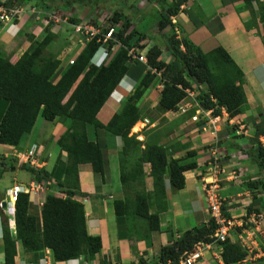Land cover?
Listing matches in <instances>:
<instances>
[{
	"label": "trees",
	"instance_id": "obj_1",
	"mask_svg": "<svg viewBox=\"0 0 264 264\" xmlns=\"http://www.w3.org/2000/svg\"><path fill=\"white\" fill-rule=\"evenodd\" d=\"M41 1L48 7L54 4L59 7L87 4L86 0ZM244 1L251 13V22L246 23L247 28L253 29L264 23V16L259 14L264 9V0ZM185 2L186 0H174L172 4L163 7L166 10L161 13L158 21L160 32L173 28L172 17L178 15ZM3 6L11 8L5 3ZM120 19L125 17L116 13L114 25ZM76 23L79 22L76 20ZM129 25L130 22L126 18L123 29H119L116 35L123 47L108 65L98 67L90 63L100 46L96 41H92L76 57L74 64H67L58 81L55 79L61 60L52 53H46L53 40L52 33L41 42H34L15 63L0 50V99L8 104L0 121V144L20 148L24 136L32 132L39 117L49 122L56 119L71 122L58 140L61 151L67 153V162L63 164L64 179L57 178V185L66 197L48 195L42 207L40 221L39 218L29 215V195H18L15 205V233L9 226V218L3 221L5 264H15L18 241L27 253L49 249L57 263L76 260L82 256L92 259L101 252L102 240L99 236L88 233L84 205L75 199L80 188V165L90 164L93 171L104 179L103 151L98 142L89 138L88 124L96 129H103L109 141L118 137L122 140L119 164L126 197L115 201L116 215L129 220L131 234H139L138 228L135 227L138 221L144 225L146 239H149L153 232L161 230L160 214L168 209L166 180L169 178L173 190H183L186 186L184 173L197 168V163L193 160L197 152L188 151L184 158L176 159L172 147L152 140L158 137L156 130L145 134V141L131 135L132 129L142 118L138 103L157 80V76L151 73L148 66L161 70L166 81L158 104L161 112L177 111L178 105L187 96L186 90L191 88L184 75L187 71L198 84L207 87V90L202 91L203 109H213L214 115H220L221 107H225L231 119L243 115L248 105L244 89L245 75L224 48L219 47L205 53L188 39L180 40L173 34L167 37L166 41L167 50L172 57L170 63L161 60L163 50L159 45H155L147 53V65L137 61L131 64L128 51L136 46L144 49L145 46L140 44L145 40V36L134 31L127 33L125 29ZM139 71L140 76L145 73L139 86L124 101L121 112L115 114L106 125L103 124L98 114L107 100L125 76ZM211 97L216 99V103ZM263 135L264 127L259 124L253 139L256 148L252 150L250 157L264 175V147L259 143V137ZM146 165H150L153 178V190L150 193L144 184ZM20 166L22 170L41 177H55L44 169L36 171L26 164ZM12 168L15 169L14 166ZM5 171L8 170L1 167L0 178ZM134 183L140 187L134 188ZM249 186L257 187L253 183ZM130 190L134 191L133 196L127 194ZM260 208H264V197L258 198L254 195L248 213H259ZM216 228L215 221L210 219L207 225L194 227L184 233L178 240L163 247L161 263L177 262L197 243L212 242L210 236ZM220 246L224 264H238L247 257V252L237 243L226 241L220 243Z\"/></svg>",
	"mask_w": 264,
	"mask_h": 264
},
{
	"label": "crops",
	"instance_id": "obj_2",
	"mask_svg": "<svg viewBox=\"0 0 264 264\" xmlns=\"http://www.w3.org/2000/svg\"><path fill=\"white\" fill-rule=\"evenodd\" d=\"M137 1L140 6L138 12L144 13V15L149 14V9H155L156 3L154 2L157 1L159 5L158 13L161 15L166 10L163 7L172 4L174 0H151L153 6L150 8L148 7L150 5L148 0ZM153 12L157 13V10L155 9ZM153 12L152 16L154 15ZM136 15L138 16V14ZM124 17L130 22V25L125 29L127 33L130 34L134 31L139 35L145 36V40L140 44L141 46L144 45L145 48L141 49L137 46L138 49L143 51L134 47L139 54H146L153 46L159 45L157 43L159 34H161L165 44L167 37L176 34L178 39H188L205 53L219 47L224 48L241 68L246 79L244 88L248 98V109L245 114L240 116L245 117L248 124H251V122L257 123V125L260 124L261 118H259V114L264 115V39L259 34L258 29L247 28L246 23L251 22V13L244 0H186L181 6V11L178 15L172 18L173 28H167L160 32L157 22V25H155L157 31L154 30V34L143 32L144 30L150 31L149 29L153 26L149 28L142 27L139 23H134L132 18L125 15ZM119 22L121 23V21ZM73 23L76 24V21L70 24ZM45 28L47 29V27L42 25V22L28 23L26 19L23 21L22 16L15 26L0 24V50L12 53L11 61L15 63L30 48V41L32 39L37 40ZM48 29L52 34H56L55 29L52 31L49 27ZM73 43H71V49L75 48V53H77L79 48L77 49L76 46L73 48V45H75ZM145 49L148 50L145 51ZM63 58V55H59L58 59L61 60V65L56 73L57 78L55 81H58L67 66V61ZM161 60L165 63L172 61L166 46ZM111 61L112 59L107 61V65ZM144 75L145 73L140 76V71L138 73H129L128 76L121 80L117 89L98 114V118L103 124L106 125L115 114L121 112L124 101L134 93ZM155 82L138 103L142 118L132 129L131 135H136L140 141H145V131L156 130V132H160V130H165L166 128L174 129L175 132H169L163 140H158V142L172 147L171 150L176 159L184 158L188 151L197 152L193 159L197 163V168L184 173L186 186L183 190H172L169 178L166 180L168 209L160 214L161 230L153 232L150 238L146 239V231L140 221L136 222V224H142L143 227L137 230L139 231L138 235H134L129 231V220L126 217H118L116 215L115 201L126 197L125 188L121 181L119 164L122 140L118 137L109 141L103 129H96L95 126L88 124L87 133L89 138L98 142L103 151L104 179L100 174L93 171L90 164L80 165V188L75 199L84 205L88 233L92 236H99L102 240L101 252L92 259L82 256L78 260L57 263L54 261L52 251L49 249L27 253L24 251L21 242L18 241V255L15 264H161L160 256L163 247L178 240L184 233L191 231L194 227L201 228L207 225L210 216L203 191L202 177L208 175L211 147L203 151V141L211 145L213 139L208 133L205 134L207 138L204 139L203 133L195 131V128L200 130L199 125L192 122L191 118L185 119L178 110L175 112H161L158 109V104L162 85L157 80ZM0 105L5 109L1 114L2 116H0L1 121L8 104L0 103ZM248 110H251V113ZM240 116L237 118H240ZM145 120H148L149 123L145 124ZM231 122H233V119H231ZM70 124L69 120L61 121L56 119L53 122H49L38 118L32 132L24 136L20 148L0 144V160L2 159L0 169L4 167L14 171L12 182L5 181L8 171H5L0 178V203L9 201L10 190L16 185L40 184L42 190L30 196L28 211L29 215L37 217L41 221L42 207L48 195L59 198L66 197V194L57 185V178L64 179L63 164L67 162V153L61 151L58 140L64 135ZM222 132H224V129ZM229 137L230 134L227 135V138ZM35 144L41 145L44 155L46 157L49 156L47 167L44 170L49 174H53L54 178L48 179L28 171L29 175L23 178V172L26 170H22L20 165H12L10 163L11 157L15 159L17 153L27 151ZM219 147L225 151L226 147L223 148L220 145ZM236 155H238L237 152L229 157V162L234 165L226 164L224 169L226 168L229 171V167L233 168L232 166H234L236 168ZM230 158L232 159L230 160ZM249 158L253 162L251 157ZM13 166L16 170L12 168ZM144 170V184L148 193H150L153 190L150 165H146ZM19 176L23 180L18 183ZM137 187H140V185L134 183V188ZM11 230L15 233L14 226H11ZM4 252L3 220L2 216H0V264H5ZM198 264H218V262L213 261L212 255L208 254V259H204Z\"/></svg>",
	"mask_w": 264,
	"mask_h": 264
},
{
	"label": "rangeland",
	"instance_id": "obj_3",
	"mask_svg": "<svg viewBox=\"0 0 264 264\" xmlns=\"http://www.w3.org/2000/svg\"><path fill=\"white\" fill-rule=\"evenodd\" d=\"M86 2H87L86 5L75 4L71 6L65 5L59 7L58 4H54L52 6L50 5L51 7H48L47 5H44L41 0H7V1L0 0V3H5L7 4V6L9 5L10 7L23 6L20 7L23 10L22 12L23 21L26 19L28 23L42 22V25L47 27V29L45 28L42 30V34L37 40L32 39L30 41V47L34 42L36 41L41 42L49 33H51L48 27L51 29V31L55 29L56 34H53V40L50 46L47 47L46 53L47 52H49L50 54L52 53L58 58L59 55L60 56L63 55L64 57L63 59H65L67 61V64L69 65H70V61L76 60L77 57L74 48L75 45H73L74 43L72 44L74 49H71V43L74 42V40L71 38L72 30L69 27L70 25L67 24L72 21L77 20L81 22H87L93 25L108 27L110 25H114L113 19L115 17V14L120 13L122 17H124V15L130 17L133 19L134 23L136 24L139 23V25L142 27L149 28L153 26L152 28L149 29L150 31L144 30L143 32L145 33L154 34V30L157 31L155 25H157V22L159 21L158 19H160V14L158 13L159 5L157 4V1L154 2L156 3L155 9L157 10V13H154L153 11H155V9L153 10L151 8L149 9L150 15L149 14L144 15V13L138 12L140 6H139V2L137 1L138 2L137 3L136 0H86ZM148 2H150V5L148 7L149 8L152 7L153 6L152 1L148 0ZM63 3L65 4V1H63ZM152 12L154 13L153 16H152ZM136 14H138L139 17L141 14L143 15L139 18ZM259 14L264 16V9ZM125 20L126 17L125 19H120L121 23L120 22L117 23L119 25L118 28L120 29V31L123 29ZM256 22L259 23L258 20ZM252 24L254 23L252 22ZM258 28H259L258 31L259 34L264 39V23L258 24L257 29ZM74 39L76 40V38ZM157 43L159 44L160 47L163 48V50L165 49L166 44L164 43L161 34H159V36L157 37ZM136 48L138 49L137 46ZM148 49H150V47H148ZM148 49H145V51H147ZM138 50L143 51L141 49ZM4 54L8 59L11 60L13 56L12 53L10 54V52L8 53L4 51ZM184 75L185 78L194 85L197 94L199 95L198 98H201L202 91L207 90V87L205 85L198 84V82L194 78L188 75L187 71L184 72ZM0 103H7V102L5 100L0 99ZM247 109L248 108L246 107L244 110V114ZM4 110L5 109H3L2 105H0V116H2L1 114L2 112H4ZM248 112L251 113V110H248ZM263 116H264L263 114L261 113L259 114V118L262 119V120L260 119V123L264 127ZM183 117L185 119L191 118V113L184 114ZM39 118L40 120H43V118L41 117ZM249 119L251 120V118ZM222 125L224 128V132H221V135L219 137V143L221 147L223 148L226 147L225 148L226 152L224 151L221 152L222 155L224 156V159H220L219 161H222V163H224L222 165H226V164L234 165L229 162V157H231V155H234L236 152L238 153V155L235 156V159L237 161V163H235L236 168H234V166H232L233 168L229 167V171L226 168L223 169L224 172L220 176V180L218 183L219 189L218 192H216V194H220L223 198L224 217L226 218V220L231 221L234 224L231 235L236 239L239 245L247 251L248 254L246 259L238 264H264V253H263L264 252V208H260L259 213H257L256 211L248 213V209L253 202L254 195L258 198L264 197V175L258 170V167L255 166V164L251 162L249 158L251 156L250 155L251 151L254 149L253 139L258 125L257 123H253V122H251V124H248L247 120H245V117L242 116H240V118L233 119V122H230V120L229 121L224 120L222 122ZM171 131L175 132L174 129H167V128L165 130H160V132H157L158 137H155L152 140L156 142L157 140L161 141ZM195 131L198 133H203L198 128L197 129L195 128ZM237 131L239 133H237ZM149 132L150 130L145 131L144 134H148ZM205 134L206 133H203L204 139L207 138ZM229 134L230 137L227 138V135ZM206 143H207L206 141H203V151H206L211 147L209 144ZM231 159L232 158H230V160ZM1 160H0V165H2ZM10 163H12V165H21L18 158L14 159L13 157H11ZM214 163L215 162L210 164L208 169H214L215 167ZM7 169L9 170L7 172L8 175H6L7 178H5L6 179L5 181L12 182L14 177L13 174L14 171L11 170L10 168ZM23 174H24L23 178H26V176L29 175L27 171H24ZM23 178L19 176L17 182L18 183L21 182ZM250 183H253L255 186H257L256 188L258 189L256 190V188H251L249 186ZM127 194L133 196L134 191L130 190L128 191ZM205 200L208 206V201L206 199V196H205ZM0 213L2 215L3 221L8 218L2 212L1 209H0ZM241 221H243V227H242L243 230L239 228ZM141 227H143L142 224L136 226V228L138 229ZM240 235H242V239H240ZM207 250L212 255L213 261L218 262L220 260L219 256H220V252L222 251V247L220 246V244L213 243L212 246ZM205 259H208V255L205 257Z\"/></svg>",
	"mask_w": 264,
	"mask_h": 264
},
{
	"label": "built area",
	"instance_id": "obj_4",
	"mask_svg": "<svg viewBox=\"0 0 264 264\" xmlns=\"http://www.w3.org/2000/svg\"><path fill=\"white\" fill-rule=\"evenodd\" d=\"M2 4V5H1ZM22 8L20 7H11L7 8L3 6V3H0V24L1 25H11L13 26L16 21L21 19ZM74 34L80 36L81 43H88L90 41L96 40L100 44V51H103L105 54H112L114 56L117 51L123 47L121 40L117 38L119 28L117 26L109 27L108 31L105 32L103 29L89 25V24H80L72 27ZM129 63L133 64L136 61L141 63H147V57L144 54H139L136 48H130L128 51ZM75 60H71L70 64H74ZM152 73L155 74L158 78L162 79V72L156 68H149ZM191 88L186 90L187 96L181 101L178 105V112L182 115L191 113V121L200 126V129L206 133L209 132L210 135L214 138V147L212 148V157L214 158V169H210V175L206 178H203L204 190L206 192V198L208 201L209 212L215 221L217 228L215 234L212 238L216 242L225 241L228 237L231 236L233 231L234 224L231 221L226 220L223 214V198L220 194H216L219 189V175L221 169L219 166V160L222 159L221 153L217 149L218 144V134L221 132V123L228 117L225 109H222V115H214V110H205L202 108L201 103L204 102L203 98H198L197 91L192 83ZM162 85V84H161ZM181 88V87H180ZM212 101L216 103V99L211 97ZM145 124H148V120H145ZM264 147V141H262ZM16 157L18 158L21 164H26L30 168L40 171L47 166V159L49 156L44 155L43 147L39 145H33L29 150L25 152L17 153ZM42 190L40 184H31L29 186L16 185L13 189L10 190L9 202L0 203V208L4 209L9 216H15V203L17 202L18 194L25 193L30 196L37 194ZM10 225L14 226V220L10 221ZM240 228L243 227V221L240 223ZM242 238V235H240ZM203 243L197 245L196 250L192 252H187L180 259L178 264H195L202 256ZM209 248L210 245H204Z\"/></svg>",
	"mask_w": 264,
	"mask_h": 264
},
{
	"label": "clouds",
	"instance_id": "obj_5",
	"mask_svg": "<svg viewBox=\"0 0 264 264\" xmlns=\"http://www.w3.org/2000/svg\"><path fill=\"white\" fill-rule=\"evenodd\" d=\"M173 18V17H172ZM17 23V21L15 22V24ZM71 23V22H70ZM70 23H67V24H69L70 26V28H71V38L74 40V44H75V46H76V48L78 49L79 48V50L77 51V56L80 54V52L84 49V47L88 44V43H90V42H92V41H90V42H86V43H81L80 42V36H78V35H76V34H74V31H73V26H75V25H80V24H89V23H87V22H79V23H76V24H70ZM15 24L13 25V26H15ZM89 25H93V24H89ZM11 26V25H10ZM93 26H96V27H99V28H101V29H103L105 32H107L108 31V29H109V27H111V26H117V27H119L117 24H115V25H110V26H108V27H103V26H99V25H93ZM256 29H257V27H255ZM258 31H259V28H258ZM74 38H76V40L74 39ZM94 41H96V40H94ZM100 45V44H99ZM132 48H134V47H132ZM144 55H146V57H147V53L146 54H144ZM111 56H112V54H105L103 51H100V46H99V48H98V50H97V52L95 53V55H94V57H93V59L91 60V64L92 65H94V66H98V67H100V66H103V65H107V61H109V60H111V59H113V57L115 56H112V58H111ZM102 60H103V62H102ZM102 63V64H101ZM99 64H101V65H99ZM143 64H145V63H143ZM148 64V59H147V63L145 64V65H147ZM149 68H152V67H150V66H148V69ZM150 71H151V69H149ZM159 71H161V70H159ZM162 72V71H161ZM151 73H152V71H151ZM163 73V72H162ZM153 74V73H152ZM153 75H155V74H153ZM157 81H158V83L159 84H162V90H163V87H164V84H165V79L162 77V79L161 78H158L157 77ZM190 82V81H189ZM181 87V86H180ZM182 88V87H181ZM245 89V88H244ZM246 93V92H245ZM247 95V94H246ZM248 99V98H247ZM225 109V111H226V113H227V115H228V117L227 118H225L224 120H227V121H229L230 120V122H231V118H230V116H229V114H228V112H227V110H226V108L225 107H221V109H220V111H221V114L220 115H222V109ZM244 114V113H243ZM192 116V115H191ZM239 117V116H238ZM237 118V117H236ZM235 119V118H234ZM223 120V121H224ZM222 121V122H223ZM144 123H145V121H144ZM149 123V122H148ZM261 124V123H260ZM259 125V124H258ZM262 125V124H261ZM221 127H222V129H221V132L223 131V125H222V123H221ZM199 128H200V126H199ZM201 130V129H200ZM202 131V130H201ZM203 132V131H202ZM221 132H219V134H218V138L220 137L219 135H220V133ZM204 133V132H203ZM206 133H208V134H210L209 132H206ZM237 133H239L238 131H237ZM235 135V134H234ZM212 137V136H211ZM263 139H264V135L263 136H261V137H259V143L261 144V146L263 147V144H262V141H263ZM219 145H220V143H219V140H218V144H217V149H218V151H219V153H221L223 150H221L220 151V147H219ZM41 146V145H40ZM211 146V151H212V148L214 147V138H213V142H212V144L210 145ZM42 147V146H41ZM256 148V147H255ZM224 152H226V151H224ZM212 153V152H211ZM221 155H222V153H221ZM222 159H224V156L222 155ZM17 158V157H16ZM213 162H215L214 161V158L212 157V154H211V159H210V164H212ZM219 164H221V165H219L220 166V169H221V173H220V175H219V180H220V176L222 175V173L224 172V165H222V161H219ZM47 167V166H46ZM45 167V168H46ZM44 168V169H45ZM43 170V169H42ZM210 169H208V171H207V173H208V175H206V176H203L202 177V179L203 178H206L207 176H209L210 175V171H209ZM202 183H203V180H202ZM219 183V182H218ZM18 186H20V185H18ZM24 186V185H23ZM15 187V186H14ZM13 187V188H14ZM12 188V189H13ZM203 189H204V183H203ZM204 193H205V196H206V192H205V190H204ZM20 194H22V193H20ZM23 194H25V193H23ZM19 195V194H18ZM29 197H30V195H29ZM207 199V198H206ZM9 202V201H8ZM8 202H3V203H8ZM15 205H16V203H15ZM223 208H224V205H223ZM1 210H2V212H4V214L9 218V226H10V228H11V225H10V221H12V220H14V222H15V216L13 217V216H9L6 212H5V210L4 209H2V208H0ZM208 213H209V215H210V212H209V207H208ZM223 213H224V209H223ZM210 219H213L212 218V216L210 215ZM209 219V220H210ZM214 221V220H213ZM209 222V221H208ZM208 224V223H207ZM14 228H15V225H14ZM240 228V227H239ZM240 229H242L243 230V228H240ZM216 231V230H215ZM214 234H215V232H214ZM213 234V235H214ZM213 235H211L210 236V238L212 239V242H203V241H201V242H199V243H197L194 247H193V249L191 250V251H188V252H192V251H194V250H196V248H197V245L198 244H200V243H203L204 245H210V247L212 246V244L213 243H217V244H220V243H223V242H226V241H231V242H233V243H237L238 245H239V243L236 241V239L231 235L230 237H228L225 241H219V242H216L215 241V239L214 238H212V236ZM240 239H242L241 237H240ZM203 245V250H202V256H201V258L198 260V261H196V263L195 264H198V263H200V262H202L204 259H205V257L208 255V254H210L209 253V251L207 250V249H209V248H207V247H205ZM243 249V248H242ZM243 250H245V249H243ZM246 251V250H245ZM260 251V250H259ZM247 252V251H246ZM185 253H187V252H185ZM184 253V254H185ZM221 253H222V251L220 252V256H219V261H218V263L219 264H224V262H223V260H222V257H221ZM264 253V252H263ZM184 254L179 258V260L176 262V261H169L168 262V264H178V262L180 261V259L184 256ZM248 255V254H247ZM76 260H78V259H76ZM68 262V261H67ZM217 262V261H216ZM162 264V263H161Z\"/></svg>",
	"mask_w": 264,
	"mask_h": 264
}]
</instances>
